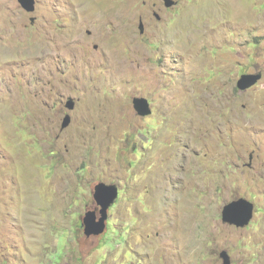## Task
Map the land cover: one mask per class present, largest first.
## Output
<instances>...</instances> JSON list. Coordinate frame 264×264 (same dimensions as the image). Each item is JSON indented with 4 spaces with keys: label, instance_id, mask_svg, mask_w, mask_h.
Segmentation results:
<instances>
[{
    "label": "rangeland",
    "instance_id": "obj_1",
    "mask_svg": "<svg viewBox=\"0 0 264 264\" xmlns=\"http://www.w3.org/2000/svg\"><path fill=\"white\" fill-rule=\"evenodd\" d=\"M175 1L0 0V264H264V0Z\"/></svg>",
    "mask_w": 264,
    "mask_h": 264
},
{
    "label": "water",
    "instance_id": "obj_2",
    "mask_svg": "<svg viewBox=\"0 0 264 264\" xmlns=\"http://www.w3.org/2000/svg\"><path fill=\"white\" fill-rule=\"evenodd\" d=\"M21 7L28 13L35 11V0H18ZM166 7L170 8L175 5L173 0H164ZM159 18V17H158ZM141 33L145 31L144 25L141 22ZM262 78V74H244L238 81V88L241 91H245L248 88L257 84ZM134 108L139 115L145 117L151 114L150 104L145 98H135ZM75 102L70 100L66 108L73 110ZM70 122L69 116L66 117L63 127L67 126ZM119 196L118 186L115 184L107 185L100 183L95 186L93 193L94 204L100 209V217H97L96 212L87 211L86 217L82 220V227L84 229V235L90 236L94 234L103 233L106 228V221L108 220V211L112 207V204L116 202ZM254 215V204L245 198H240L236 201L226 205L223 210V223L235 225L239 228L248 226L253 219ZM220 258L223 260V264H231V257L227 251H223L220 254Z\"/></svg>",
    "mask_w": 264,
    "mask_h": 264
},
{
    "label": "clouds",
    "instance_id": "obj_3",
    "mask_svg": "<svg viewBox=\"0 0 264 264\" xmlns=\"http://www.w3.org/2000/svg\"><path fill=\"white\" fill-rule=\"evenodd\" d=\"M163 1V3H164V5H165V2H164V0H162ZM173 1H175V0H173ZM35 2H36V0H35ZM177 4V2L175 1V5ZM36 5H37V3H35V9H36ZM174 5V6H175ZM173 6V7H174ZM165 7H166V5H165ZM166 8H168V7H166ZM170 8H172V7H170ZM258 73H261V72H258ZM258 73H256V74H258ZM262 74V73H261ZM261 80V79H260ZM255 86V85H254ZM237 88H238V86H237ZM239 89V88H238ZM240 90V89H239ZM241 91V90H240ZM111 185V184H110ZM116 185V184H115ZM119 189V188H118ZM118 199V198H117ZM240 199V198H239ZM98 209H99V207H98ZM87 211H91V209H88ZM222 218H223V215H222ZM223 221V220H222ZM225 224H227V223H225ZM82 225V224H81ZM230 225V224H229Z\"/></svg>",
    "mask_w": 264,
    "mask_h": 264
}]
</instances>
